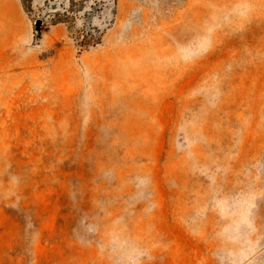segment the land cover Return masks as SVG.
<instances>
[{"label":"rangeland","instance_id":"rangeland-1","mask_svg":"<svg viewBox=\"0 0 264 264\" xmlns=\"http://www.w3.org/2000/svg\"><path fill=\"white\" fill-rule=\"evenodd\" d=\"M0 264H264V0H0Z\"/></svg>","mask_w":264,"mask_h":264},{"label":"water","instance_id":"water-1","mask_svg":"<svg viewBox=\"0 0 264 264\" xmlns=\"http://www.w3.org/2000/svg\"><path fill=\"white\" fill-rule=\"evenodd\" d=\"M39 23H40V21L38 20V21L36 22V26H39Z\"/></svg>","mask_w":264,"mask_h":264}]
</instances>
